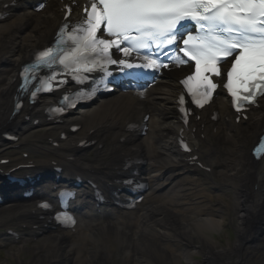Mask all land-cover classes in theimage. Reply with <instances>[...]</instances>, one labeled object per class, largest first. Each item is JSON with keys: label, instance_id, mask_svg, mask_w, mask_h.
Here are the masks:
<instances>
[{"label": "bare ground", "instance_id": "obj_1", "mask_svg": "<svg viewBox=\"0 0 264 264\" xmlns=\"http://www.w3.org/2000/svg\"><path fill=\"white\" fill-rule=\"evenodd\" d=\"M42 1L45 6L39 12L29 13L32 24L21 25L22 18L16 16L10 20L13 18L11 14L8 24L0 26V132L9 128L11 133H15L30 127L24 119L25 115L39 118L40 125L46 124L44 118L35 113L39 105L27 106L20 114L12 115L8 100L17 84L12 78L19 66L46 44L61 15L57 13L56 2L59 0ZM72 10V14L78 16L81 2L75 3ZM187 71L189 66L181 65L162 72L154 78L149 94L138 106L131 107L132 104H129L124 111L116 113L105 111L98 114L100 110H96V116L91 117L86 127L99 117L91 127L109 125L112 136L116 138L112 145H108L109 137L105 139L104 128L91 134L88 130L80 132L83 138L96 139L98 144H102L101 148H94L93 158L99 159L95 165L73 167L83 180L89 178L100 183L102 179L116 177V169L126 156L145 153L143 159L150 160L141 170L150 188L137 211L121 217L101 211L107 213L108 222L103 233H113L114 244L104 245L105 236L86 241L84 237L82 239L68 232L56 242L52 231L41 227L22 229V224H34L31 216L24 215L7 226L17 234L18 244H22L23 240L35 242L31 249L17 248L9 252L19 259L18 264H58L62 261H69L70 264H264V171L250 156V148L261 132L264 106L251 110L249 119L236 124L227 100L219 94L210 108L219 111L218 121L210 120L207 112H203L199 122H192L191 128L206 134L205 142L193 140L195 146L198 144L201 161L211 167L216 183L230 192L226 197L214 195V199L204 186L209 183L210 177L200 176L194 167H189L176 147L180 126L175 98L179 80ZM129 122L149 126L146 134L151 143L135 141L138 134L125 130ZM54 130L55 127H49L48 131L44 129L42 136L52 137ZM213 141L216 148L212 147ZM3 143L0 138V157L20 150L30 152L26 145L8 151L10 147L6 146L11 143ZM40 147L44 156L52 157L64 166L61 181L71 180L73 176L66 169L64 156L73 155L74 150L65 146L60 153L54 152L44 141L40 142ZM17 156L19 153L10 157ZM46 167L47 164H41L29 172H40ZM43 184L44 181L39 179L34 187H41L38 194L46 198L56 184L51 181L50 188ZM77 189L79 199L74 204L76 209L88 210V216L97 215L90 200V189L85 185ZM226 218L233 225L234 242L223 243L221 238L213 241L211 237L222 226L220 220ZM25 255H29L26 263L23 262ZM197 257L201 260H195ZM5 264L12 263L7 259Z\"/></svg>", "mask_w": 264, "mask_h": 264}, {"label": "snow or ice", "instance_id": "obj_2", "mask_svg": "<svg viewBox=\"0 0 264 264\" xmlns=\"http://www.w3.org/2000/svg\"><path fill=\"white\" fill-rule=\"evenodd\" d=\"M85 18L74 25L65 24L57 33L52 47L35 54V60L21 72V88L29 90L32 80L39 79L37 92L52 89V81L58 75L56 66L71 76L77 84H83L97 68L104 77L111 75L108 65H119L120 70L134 80L144 79L162 64L160 57L170 63L195 62L194 72L181 83L198 106L212 96L218 85L210 78L222 77L219 65L228 63L227 81L223 87L232 97L239 111L245 103H255L257 96H264V0H88ZM43 7V5H40ZM101 33V35H98ZM107 37V38H105ZM182 45V46H181ZM122 54L115 59L114 51ZM140 63L130 62L133 55ZM182 54V56L180 55ZM187 59H184V58ZM48 70L51 75L38 77V72ZM99 82H103V78ZM93 92L95 91V83ZM66 81L59 80L57 85ZM91 95L92 93H88ZM62 98L61 107L50 111L62 112L74 107L68 103L72 96ZM184 103V96L180 97ZM20 105H17L19 108ZM184 109L181 108V111ZM264 155V139L261 147L254 150ZM126 183H135L132 180ZM74 193L62 190L61 204L74 198ZM49 208L48 203L40 205ZM56 219L65 225L73 224L74 218L66 212L57 213Z\"/></svg>", "mask_w": 264, "mask_h": 264}, {"label": "rangeland", "instance_id": "obj_3", "mask_svg": "<svg viewBox=\"0 0 264 264\" xmlns=\"http://www.w3.org/2000/svg\"><path fill=\"white\" fill-rule=\"evenodd\" d=\"M148 137V134H145V135H143L142 136V139L141 140H144V139H146ZM82 223L83 224H87V221H86V219L85 218H82ZM222 240H223V242L225 243V242H227L228 240H229V242L230 243H233L234 242V239H235V237H234V232L233 231H231V232H226L223 236H222ZM211 239H213L214 240V238H212L211 237ZM21 246V245H20ZM15 248H18V246H10V247H8L6 250H4L3 252H1L0 253V264H5V260H6V258H7V252L10 250V251H12V249H15ZM195 260H201V258L200 257H197ZM62 264V263H61Z\"/></svg>", "mask_w": 264, "mask_h": 264}]
</instances>
